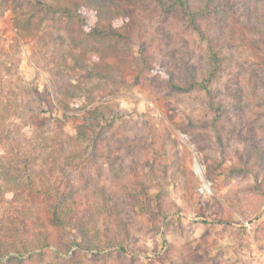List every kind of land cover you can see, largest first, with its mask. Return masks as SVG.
Segmentation results:
<instances>
[{"label": "rangeland", "instance_id": "374dc122", "mask_svg": "<svg viewBox=\"0 0 264 264\" xmlns=\"http://www.w3.org/2000/svg\"><path fill=\"white\" fill-rule=\"evenodd\" d=\"M1 1L0 130L10 124L20 133L31 135L35 131L36 135L37 128L32 126L36 115L41 118L39 123L45 124L46 133L63 129L76 136L79 125L92 123L89 111L98 106L103 114L98 115L99 123L109 126L104 144L98 140V148L87 140H78V144L60 151L65 180L73 182L78 203L82 204L78 217L89 223L91 236H96L94 248L81 249L77 255L65 254L64 248L81 242L77 230L47 224L45 214L50 207L46 203L25 198L26 206L19 203L9 212V198L2 196L0 216L5 213L7 217L0 222V238L18 236L21 242H28V249L19 245L1 262L264 264L263 83L253 94L245 76L241 81L232 80L224 69L220 81L211 88L226 106L222 113L213 112L204 90L189 85L178 91L169 73L170 67L174 68L172 60H179L181 65L170 70L187 83L190 75L208 67L206 43L175 21H150L147 10L140 12L139 20L150 61L165 63L167 69L149 70L142 65L139 32L129 27L132 57L123 75L93 78L92 52L78 63L72 56L65 62L72 45L70 32L63 29L60 18L52 19L49 13L38 11L28 4L31 0H22V7H17L21 13L18 18L17 11ZM234 1L242 4L246 0ZM249 1L248 5L256 2ZM257 1H261L258 13L264 17V1ZM83 11L94 24L97 15L87 8ZM240 11L243 15L242 7ZM234 24L244 29L240 20ZM47 32L60 37L56 41L66 52L64 57L58 54L56 42L47 45L49 37L42 40ZM253 35L244 33L245 41L251 44L234 51V62L253 61V44L259 39ZM79 49L74 50L75 56ZM259 52L264 56V47ZM108 58L114 63L110 71L116 73L121 63L115 57ZM54 76L61 86L58 91L52 82ZM68 88L79 97L68 95ZM60 92L64 96L57 98ZM55 118L60 122L55 123ZM38 141L41 145H57L51 139ZM8 146L6 142L3 147ZM3 147L0 162L7 163L10 155L2 152ZM49 154V150L37 153L39 161ZM104 194L110 196L111 214L103 209ZM12 215L17 216L15 223L28 220L29 230L24 232L21 225L16 230L4 229ZM36 216L39 222L33 221ZM41 239L46 240V246ZM21 254L22 259L9 261Z\"/></svg>", "mask_w": 264, "mask_h": 264}, {"label": "trees", "instance_id": "16d2710c", "mask_svg": "<svg viewBox=\"0 0 264 264\" xmlns=\"http://www.w3.org/2000/svg\"><path fill=\"white\" fill-rule=\"evenodd\" d=\"M260 2L256 0L251 6L248 5L251 3L249 0L242 4L234 0L233 2L231 0H31L28 4L36 6L38 11L49 13L52 19L60 18L63 29L70 32L69 39L72 47L68 49L66 54L61 44L56 41L60 37L56 38L53 35L54 32H47L42 40L49 37V40H46L47 45L56 42L55 48L58 50V54H62L63 57L66 54V63H68L69 56H72L74 62L78 63L82 61V57L89 58V53L92 52L93 70L96 74L93 78L100 80L112 77L116 79V77L122 76L126 65L131 63L132 41L129 27L132 28V32H139L137 34L140 36L143 46L141 47L143 52L142 65L149 68V70L167 69L165 63L158 64L153 62V64L150 61L152 56L147 52L143 23L139 20L140 12L144 10L149 11L147 18L150 21L155 18H158L157 20L161 23L164 21L174 23L175 21L181 27L184 26V29L197 33V36L206 43L207 59L209 58L206 60L208 67L201 73L195 72L190 75V80L185 83L177 79L175 73L170 70L181 65L179 60L173 59L172 66L174 68L170 67L169 69V73L172 76V86L177 88L178 91L185 90V87L189 85H192L191 88L197 87L199 90H204V92L209 94L208 100L211 107L214 108L213 112L222 113L226 106L219 99H216L211 92V88L214 83L220 81V74L223 73L224 69L227 70L226 73L229 79H240L241 81V78L245 76L247 79L245 83L251 85V90L254 89L252 90L253 94L257 91L256 89H260L262 83L261 87H264V56H261L259 52V49L264 47V17L258 13ZM1 4L6 7L9 5L15 13L18 6L19 8L22 7L23 1L2 0ZM240 7H242L243 15ZM244 7L246 8L244 9ZM85 8L97 15L98 19H96L94 24L93 20L86 19L83 11ZM19 13L20 11L18 10V18L21 16V13ZM119 16H121V20H119ZM125 18L129 20L125 21ZM237 19L244 25V29L240 27V24H234ZM65 20L66 23L64 25ZM56 28L62 29V27ZM245 29L255 34L252 36L253 38H259L257 41L254 40L256 41L253 44L255 50L254 58L251 63L249 60H247L249 63L247 61L245 63L234 62L232 59L234 51L237 52L240 46L251 44L249 41H245L244 33L248 32ZM77 47L82 49L80 50ZM249 48L252 50L251 47ZM78 49L79 51L75 56L74 50ZM108 56L117 58L121 63L116 73L110 71L114 63L109 61L111 58L106 59ZM186 65L187 62L184 66ZM52 79L58 91L61 86L57 83L56 76ZM68 89L67 94H71L72 98L76 99L79 97L78 94L73 95L70 88ZM241 89L239 88V90ZM58 96H64V93H57V98H59ZM260 97L264 98V94L260 95ZM53 98L52 96L51 105L55 101ZM59 102H61V99ZM64 108L68 109L67 106H64ZM100 110L98 106L89 111L92 123L87 124L86 122L79 125L76 129V136L64 133L63 129H57L51 134L46 133L44 130L45 124L39 123L41 118L36 117V115H34L36 120L32 123L33 128H37L36 135L35 131L31 135L23 134L22 132L21 134L20 131L12 129L10 124H6V128L2 126L0 130V146L3 147L6 142L9 145L8 147H3L2 152L10 155L7 163L0 162V166H2L0 167V198L2 196L9 198V212H11V206L16 209L15 206H18L19 203H23L26 206L25 198L39 200L48 204L50 212L45 214L47 224L60 228L75 229L81 236L80 243L73 242L62 250L65 254H73L75 252L74 255H77L81 252V249L94 248L93 244L96 242V236H91L88 230L89 223L84 222L82 217H78L77 210L82 204L78 203V193L73 182L65 180L64 163L61 160L60 151L66 150V146L70 147L73 143L78 144V140H87L95 148H98L101 143L104 144L106 138L103 136L106 135L109 126L99 123L98 115H103L99 113ZM53 120L55 123L60 122L59 118ZM42 122L44 123V121ZM97 125L99 126L98 129L95 128ZM39 138L51 139L57 145H41L38 141ZM101 139V143H98V140ZM48 150L50 152L49 157L42 158L40 162L37 153H43ZM14 154L16 158L13 161ZM58 172L62 175H58ZM104 200V211L109 214L113 213L110 196L106 197V194H104ZM18 210L20 212L22 209ZM6 217L5 213L0 216V222H5ZM11 217L9 225H4V229L16 230L21 225L24 232L29 230L28 220H21L15 223L17 216L12 215ZM34 220L39 222L40 217L36 216ZM27 244L28 242L25 240L21 242L18 236L17 238H11L6 235L5 238H0V264H3L1 259L9 255L10 250L18 248L19 245H22L27 250ZM41 244L43 247L46 246V240L41 239ZM74 245H76V248H72ZM58 248L60 249V247ZM22 256V254L20 256H12L9 261H18L22 259L20 258Z\"/></svg>", "mask_w": 264, "mask_h": 264}, {"label": "bare ground", "instance_id": "6f19581e", "mask_svg": "<svg viewBox=\"0 0 264 264\" xmlns=\"http://www.w3.org/2000/svg\"><path fill=\"white\" fill-rule=\"evenodd\" d=\"M198 172L200 173L201 171L200 170H198ZM201 174V173H200Z\"/></svg>", "mask_w": 264, "mask_h": 264}]
</instances>
